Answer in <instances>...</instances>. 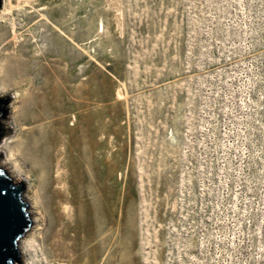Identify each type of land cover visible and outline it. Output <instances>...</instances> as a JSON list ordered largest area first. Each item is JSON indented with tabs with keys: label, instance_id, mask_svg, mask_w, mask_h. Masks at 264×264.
Segmentation results:
<instances>
[{
	"label": "rangeland",
	"instance_id": "374dc122",
	"mask_svg": "<svg viewBox=\"0 0 264 264\" xmlns=\"http://www.w3.org/2000/svg\"><path fill=\"white\" fill-rule=\"evenodd\" d=\"M9 1L19 36L0 58L25 52L29 71L17 101L0 89L2 137L15 153L31 133L13 105L58 89L35 127L62 128L60 160L92 202L79 197L98 227L81 258L107 236L108 264H264V0ZM49 234L28 264H65Z\"/></svg>",
	"mask_w": 264,
	"mask_h": 264
},
{
	"label": "bare ground",
	"instance_id": "6f19581e",
	"mask_svg": "<svg viewBox=\"0 0 264 264\" xmlns=\"http://www.w3.org/2000/svg\"><path fill=\"white\" fill-rule=\"evenodd\" d=\"M3 3L4 5L0 9V29H2L0 44H6L4 41L7 36H10L13 41L19 36V28L12 17L11 2L3 0ZM54 27L61 33L57 26ZM5 31L8 32L7 35H4ZM96 34L101 35L102 32H96ZM70 43L75 44V42ZM3 48H7V45ZM36 51L35 49L31 52L35 53ZM86 54L89 56L87 52ZM25 55V52H18L6 55V59L4 57L0 58V89L3 90L2 88L6 85H12L14 89L13 98L16 101L22 96L18 90L19 84L23 81V76L28 74L29 71L28 58ZM56 91H58L57 88L54 92L51 91L52 96L45 101L46 105L41 99L44 94H33L28 99H32L34 106L32 105L26 113L20 110L21 107L17 108L15 104L13 105L14 122L21 129L31 133L27 135L25 142L20 144L15 153L12 151L13 149H10L6 138L2 136L0 138V153L2 149L7 147L5 159L11 161L13 166L12 170H9L8 176L16 181L17 179L20 180V174L24 172L28 179V183L23 184L22 195L28 205L31 223L29 229L19 241V257L20 254L23 257L25 256L24 264H28L29 261L26 260L31 259L30 254L34 252L32 243L34 238L40 236L42 229L47 227L50 230V250L55 255L53 257L55 261L65 262V264H90L91 261V264H108L107 248H104L102 244L103 240H107V236L102 239V242L101 240H95L91 245V261L81 258L79 248L75 247L79 243L80 232L89 229L90 231H88L93 238L98 227L95 226V218L92 217L90 212L84 222L79 220L77 212L79 203H82L80 202V195L84 197L87 205L92 202L85 197L84 192L81 194V191L77 188L78 178L75 179L76 181L73 179L75 172L67 169L65 167L66 163L60 160L61 155L64 153L61 136H59L62 128L59 126L57 132L54 130L55 133H51L47 137L43 125L35 127L45 117V106L50 105V100L54 101V104L51 105L54 110L61 109V104L55 103V101L60 100V97L55 95ZM35 123L36 125H34ZM0 126L4 130L1 122ZM57 135L59 138H57ZM2 138L3 140H1ZM0 165H3V163L0 162ZM64 168L65 170L62 172L61 170ZM104 190L103 188L102 195H104ZM66 204H69L72 208L69 209L68 206V209H66ZM101 210L103 213L108 214L107 204L102 203ZM106 229L107 227L104 225V232ZM69 232H72V236L69 235ZM66 240L69 243H66ZM26 255H29L28 258Z\"/></svg>",
	"mask_w": 264,
	"mask_h": 264
},
{
	"label": "water",
	"instance_id": "95a60500",
	"mask_svg": "<svg viewBox=\"0 0 264 264\" xmlns=\"http://www.w3.org/2000/svg\"><path fill=\"white\" fill-rule=\"evenodd\" d=\"M7 100L8 96H0V119L5 116ZM24 183H28L24 172L20 174V180L14 181L0 166V264H20L18 244L31 223L28 205L22 195Z\"/></svg>",
	"mask_w": 264,
	"mask_h": 264
}]
</instances>
